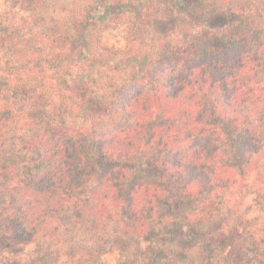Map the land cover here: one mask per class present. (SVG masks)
Returning <instances> with one entry per match:
<instances>
[{
  "label": "trees",
  "instance_id": "trees-1",
  "mask_svg": "<svg viewBox=\"0 0 264 264\" xmlns=\"http://www.w3.org/2000/svg\"><path fill=\"white\" fill-rule=\"evenodd\" d=\"M217 1H79L53 49L33 60L43 73L40 80L23 70L26 62H3L2 49L28 43L14 23L0 22V99L21 102L0 109V140L7 129L26 130L32 120L46 118L44 109H30L33 80L52 95L58 120L71 110L90 120L125 114V122L99 137L65 129L21 136L20 152H11L14 162L0 159V248L53 238L69 222L99 228L110 219L118 233H101L92 243L50 245L45 257L59 262L64 254L67 264H91L95 251L114 241L139 245L135 256L118 264H264V217L246 216L251 193L264 210V28L244 6ZM21 2L25 10L40 7L38 0ZM122 16H131L133 30L155 27L172 44L155 49L127 42L121 51L126 65L152 68V81L122 99L114 92L119 106L112 111L105 87L91 85L84 72L73 78L60 70L101 48L92 31L96 19ZM247 29L252 36L244 34ZM145 150H157L158 159L133 171L129 158ZM158 175L179 183L178 194L163 197L146 180ZM201 189L220 195L222 204L206 220L197 218ZM156 214L163 220L151 225ZM181 215L190 223L175 220ZM258 223L261 235L254 231ZM246 250L249 257L239 263Z\"/></svg>",
  "mask_w": 264,
  "mask_h": 264
},
{
  "label": "rangeland",
  "instance_id": "rangeland-1",
  "mask_svg": "<svg viewBox=\"0 0 264 264\" xmlns=\"http://www.w3.org/2000/svg\"><path fill=\"white\" fill-rule=\"evenodd\" d=\"M38 1H40L39 8L35 10H25L21 0H0V22H5L6 24L10 23V25L14 23L15 29L18 28L21 32H24V38L28 43L26 44L28 46L2 49L1 54L3 62L14 65H20L22 62H26L27 65L23 70L27 71L28 75L38 77L40 80L39 77H41L43 73L40 70L41 68L37 67L34 62H36L40 56L44 55L46 51L50 52L51 49H53V40L64 31L66 28L65 23L68 21V18H70L72 10L79 4V1L83 2V0ZM216 4H221L222 6H227L228 4L242 5L247 9L248 13L254 15L256 26L264 28V0H218ZM102 11L103 9L100 8L96 14L102 13ZM130 17L131 16H122V18L118 20L111 18L108 22H102L96 19L98 22L95 24L92 31L94 34L98 33L100 42L102 43L101 48H92L94 50L88 52L87 56L74 58L65 68L60 70L61 72L64 70L66 74L72 73L71 77L73 78H76L79 74H88L89 77L86 75L85 79L91 81V85L105 87V89L102 90L108 93L110 102L109 109L112 111L119 106V103L116 105V96H113L114 92L118 93L122 99L126 96L128 90L142 85L150 86L152 81V68L141 70L138 67L126 65L125 60L127 59L121 55V51L126 49L127 42L135 39L141 44L146 42L150 47L155 49L159 47H168L172 44V37H164L155 27L133 30L132 19ZM244 34L252 36L253 33L247 29ZM85 63H92V66L87 69V71L82 69V67L86 65ZM69 65L72 66L69 67ZM42 68L45 67L43 66ZM40 82L37 83L36 80H33L32 84L37 89L33 101L29 102V104L33 103L32 105H34V107H30V109L38 107L44 109L46 118L44 120H32L31 124L26 127V130L7 129L4 132V139L0 140V159L6 162H14L16 157L11 155V152H20L22 147L21 136L27 133L32 136L33 133L35 134L37 131L50 134L65 129L70 135L83 134L92 138L99 137L100 133L105 129L125 122V114L123 112L108 113L100 119L90 120L81 116L76 110L68 111L63 121L58 120L55 114L56 106L54 105V99ZM20 103L21 102L18 101L17 104H14L12 99H0V109L10 105L17 106L20 105ZM29 104L27 103V106ZM157 154V150H145L139 155H134L129 158L130 166L133 167V171L142 172L141 166L153 165L155 159H158ZM146 180L149 183L157 185L161 189L163 197L172 194L177 195L180 191L179 183L167 178L164 179L159 175L154 178H147ZM220 201V195H216V193L213 194L208 189L199 190L196 203L199 204L200 209L197 212V218L206 220L210 218L211 213H215L216 211L219 213L222 211V204ZM166 210V208H163L164 213H167L165 212ZM167 214L169 215V213ZM155 216V218L151 220V225H159V221L163 220L164 217L160 214H156ZM246 216L251 221H256L264 217L262 204L259 196L255 193L250 194V204ZM168 217L174 218L175 216ZM165 219L166 218H164V220ZM175 220L185 225L190 223V221L185 220L183 215L175 217ZM165 222H167V220H165ZM74 224L73 222L63 224L60 228V233L50 239L39 238L31 243L15 241L12 247L6 246L0 248V264H15L18 260L20 264H27L31 263L33 258L39 255H43L42 258L45 260H37L34 264H51L53 262V264H67L68 259L64 254L61 255L59 262H55V260L53 261V259H50L49 261V258L45 257V251L49 250L48 247L50 245L53 246L54 244H58L62 247L74 241L92 243L101 233L114 234L119 231L118 224L115 223V220L113 222L110 219L105 220V225L102 224L99 228L90 227L86 224ZM259 225V223L258 225L255 224L254 231L257 232L258 235H261L262 232L258 229ZM147 244L146 242H142V247ZM138 247L139 245L135 242H129L123 247L112 241L98 248L90 263L118 264L119 261L124 257L126 258V256H131L132 254L135 256L138 253ZM52 249L59 251L60 248L54 246ZM247 251L249 252V250H246L243 256L237 258L239 263H244V259L246 260L248 256ZM222 257L223 254L221 253L216 255V259L218 260L222 259Z\"/></svg>",
  "mask_w": 264,
  "mask_h": 264
}]
</instances>
